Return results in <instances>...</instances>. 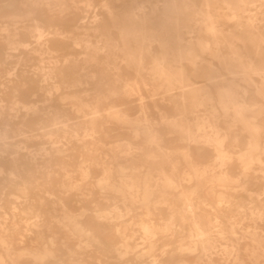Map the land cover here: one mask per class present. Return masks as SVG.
Wrapping results in <instances>:
<instances>
[{
  "label": "bare ground",
  "instance_id": "obj_1",
  "mask_svg": "<svg viewBox=\"0 0 264 264\" xmlns=\"http://www.w3.org/2000/svg\"><path fill=\"white\" fill-rule=\"evenodd\" d=\"M135 262L264 264V0H0V264Z\"/></svg>",
  "mask_w": 264,
  "mask_h": 264
},
{
  "label": "rangeland",
  "instance_id": "obj_2",
  "mask_svg": "<svg viewBox=\"0 0 264 264\" xmlns=\"http://www.w3.org/2000/svg\"><path fill=\"white\" fill-rule=\"evenodd\" d=\"M205 41V40H204ZM202 42H203V40H202ZM198 43L199 42H195V44L196 45H198ZM189 63L188 62H185V65H186V67H187V69H190V66L188 65ZM257 78V80H259V78L258 77H256ZM240 83L242 82V81H239ZM254 88V87H253ZM152 93H153V91L152 90H143V91H141V92H135V96H140V95H143L144 96V99L146 100V101H148V100H150L151 98H152ZM251 95H249L248 96V100H249V102L250 103H254V102H257V100H259V99H261L260 98V96H258L257 95V93L255 92V90L254 89H252V92L250 93ZM193 106H194V103L192 102V101H188V104H187V107L189 108V109H192L193 108ZM160 107H163V109H165V110H167L168 111V113H169V115L171 116V118H174V115H176L177 114V112H178V105H176V104H174V103H172V102H164V103H162V104H160ZM206 107L207 106H203V105H200V106H198V111H196V112H193V113H189L188 114V117H193V118H191L192 119V121H194V117L195 116H193V115H195V114H198V113H201V114H199L200 116H202L203 114V111H204V109H206ZM178 117V116H177ZM163 129H164V131L167 133V138H169V140L170 141H172V144H173V147H175L174 148V151L175 152H177V146L178 145H180L179 143H181V140H180V138H179V134H178V132L176 131V129H175V127H170L169 125L167 126V125H165V126H163ZM115 143H111V144H109V146H112V145H114ZM174 158H176L177 159V156L176 155H174ZM167 167H169V165L167 166ZM248 194L247 193H243L242 194V196H239V197H237V201L238 202H240L241 204H242V206H245L244 205V203H246V205H247V202H249V201H251V198H248ZM160 198V197H159ZM245 208V207H244ZM249 216H251V214H249ZM101 256H102V258L103 259H107L108 257H109V254H100ZM111 256H113L114 258H116L114 255L115 254H113V253H111L110 254ZM97 256V255H96ZM99 256V255H98ZM136 263H138V262H135V264ZM139 264H144L143 262L142 263H139Z\"/></svg>",
  "mask_w": 264,
  "mask_h": 264
}]
</instances>
